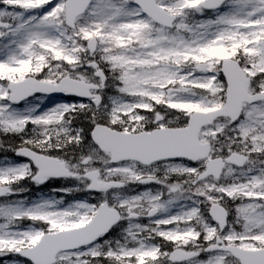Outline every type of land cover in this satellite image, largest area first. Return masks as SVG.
<instances>
[{"label":"snow or ice","instance_id":"snow-or-ice-1","mask_svg":"<svg viewBox=\"0 0 264 264\" xmlns=\"http://www.w3.org/2000/svg\"><path fill=\"white\" fill-rule=\"evenodd\" d=\"M0 258L264 264V0H0Z\"/></svg>","mask_w":264,"mask_h":264},{"label":"rangeland","instance_id":"rangeland-1","mask_svg":"<svg viewBox=\"0 0 264 264\" xmlns=\"http://www.w3.org/2000/svg\"><path fill=\"white\" fill-rule=\"evenodd\" d=\"M43 191L47 192V190H45V189H44ZM34 192H35V190H34ZM3 259H4V258H0V261H2Z\"/></svg>","mask_w":264,"mask_h":264}]
</instances>
